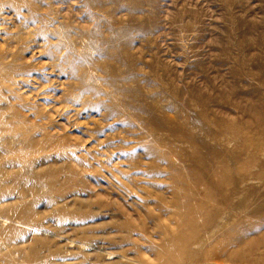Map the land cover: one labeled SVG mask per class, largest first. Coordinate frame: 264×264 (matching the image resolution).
<instances>
[{
  "label": "rangeland",
  "instance_id": "374dc122",
  "mask_svg": "<svg viewBox=\"0 0 264 264\" xmlns=\"http://www.w3.org/2000/svg\"><path fill=\"white\" fill-rule=\"evenodd\" d=\"M0 180V264H264V0H0Z\"/></svg>",
  "mask_w": 264,
  "mask_h": 264
},
{
  "label": "bare ground",
  "instance_id": "6f19581e",
  "mask_svg": "<svg viewBox=\"0 0 264 264\" xmlns=\"http://www.w3.org/2000/svg\"><path fill=\"white\" fill-rule=\"evenodd\" d=\"M7 178V177H6ZM9 178V177H8ZM6 180V179H5ZM0 183H1V180H0ZM1 185V184H0ZM40 187H42V185H36V186H34L30 191L31 192H36L37 191V189L39 190L40 189ZM61 203V202H60ZM60 205V204H59ZM58 205V206H59ZM196 205V204H195ZM199 205V204H198ZM190 208V207H189ZM189 208H188V210H189ZM185 209H186V207H185ZM184 210V209H183ZM191 210V209H190ZM182 211V210H181ZM185 211V210H184ZM197 211V210H196ZM196 211H194L193 213H196ZM192 213V214H193ZM179 215V217L178 218H180V221H181V219L183 220L184 218H181L180 217V212L178 213ZM183 216V215H182ZM185 216V215H184ZM186 216H188V214L186 215ZM185 216V218L186 219H184L183 221H185V220H187V217ZM177 218V219H178ZM193 218V217H192ZM177 219H176V224H175V226H172V225H165V226H163V225H156V227H157V229L159 230V232L161 233H163V235L164 236H169L168 237V240L167 239H165L166 240V242L164 241V236H163V239L161 240V243H160V245L158 246V248H160L163 252H165L166 254H173L174 255V253H173V250L174 249H177V250H179L180 252H184V251H189L190 250V248H191V245L192 244H197L199 241H198V239H197V237H194L195 235V231L193 230V228L190 226L191 224H192V222H191V224L190 225H188V223H185V224H187L188 226L187 227H189L190 226V228H192V229H189V232L186 234L185 233V230H186V225L185 224H183V222H182V227L180 226V225H178L177 226ZM192 220V219H191ZM188 221H190L189 220V218H188ZM193 221V220H192ZM196 222V221H195ZM194 222V223H195ZM198 227V226H197ZM196 230V229H195ZM51 237V236H50ZM166 237V238H167ZM108 254H110V253H108ZM130 259V258H129ZM131 260V261H130ZM130 260H128V263H131L132 264V259H130ZM124 261V260H123ZM35 262V261H34ZM136 262L138 263H140V264H143V263H145V262H143V260L142 259H137L136 260ZM135 262V263H136ZM180 262V258H178L177 256H173L172 258H170L169 260H167V262H166V264H178Z\"/></svg>",
  "mask_w": 264,
  "mask_h": 264
}]
</instances>
